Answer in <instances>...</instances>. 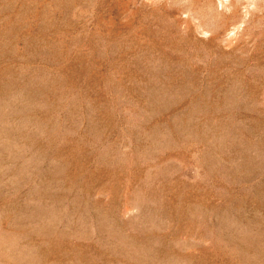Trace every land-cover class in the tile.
<instances>
[{
    "label": "rangeland",
    "instance_id": "rangeland-1",
    "mask_svg": "<svg viewBox=\"0 0 264 264\" xmlns=\"http://www.w3.org/2000/svg\"><path fill=\"white\" fill-rule=\"evenodd\" d=\"M0 264H264V0H0Z\"/></svg>",
    "mask_w": 264,
    "mask_h": 264
},
{
    "label": "bare ground",
    "instance_id": "bare-ground-1",
    "mask_svg": "<svg viewBox=\"0 0 264 264\" xmlns=\"http://www.w3.org/2000/svg\"><path fill=\"white\" fill-rule=\"evenodd\" d=\"M253 150V149H252Z\"/></svg>",
    "mask_w": 264,
    "mask_h": 264
}]
</instances>
